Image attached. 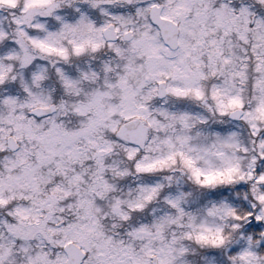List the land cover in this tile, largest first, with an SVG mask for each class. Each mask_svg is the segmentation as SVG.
I'll list each match as a JSON object with an SVG mask.
<instances>
[{
  "label": "rangeland",
  "instance_id": "obj_1",
  "mask_svg": "<svg viewBox=\"0 0 264 264\" xmlns=\"http://www.w3.org/2000/svg\"><path fill=\"white\" fill-rule=\"evenodd\" d=\"M255 2L0 0V264H66L67 242L81 264H264ZM153 4L179 25L176 49ZM110 24L116 41L103 37ZM136 117L149 125L144 149L116 137Z\"/></svg>",
  "mask_w": 264,
  "mask_h": 264
},
{
  "label": "water",
  "instance_id": "obj_2",
  "mask_svg": "<svg viewBox=\"0 0 264 264\" xmlns=\"http://www.w3.org/2000/svg\"><path fill=\"white\" fill-rule=\"evenodd\" d=\"M162 8L163 4H153L149 9V18L158 27L163 42L171 49H176L179 46V25L174 20L164 17ZM102 34L106 40H116L118 38L113 24L104 28ZM131 36L132 32L129 30L124 33L123 38L129 39ZM166 85V81L158 83V97L162 98L166 95ZM56 108V104L52 103L48 106H35L31 108L30 112L35 116H42L55 112ZM243 112V109L237 108L231 111L228 116L231 119H239ZM148 132L149 125L140 117H136L122 123L116 131V135L120 139L144 149ZM6 146L9 150L14 151L19 148V143L13 135H9L6 137ZM63 250L67 255L66 264H81L85 257V252L74 242H67ZM154 262H156V259H154Z\"/></svg>",
  "mask_w": 264,
  "mask_h": 264
},
{
  "label": "trees",
  "instance_id": "obj_3",
  "mask_svg": "<svg viewBox=\"0 0 264 264\" xmlns=\"http://www.w3.org/2000/svg\"><path fill=\"white\" fill-rule=\"evenodd\" d=\"M137 1H141V2H144V1H146V0H137ZM254 1H256L255 3H254V5L257 7L256 9H255V11H254V13L252 14V16H255V15H257V14H259L260 12H259V10H261L262 8H261V6L262 7H264L263 5H261L260 6V4H259V2L257 1V0H254ZM108 2V4L110 5V7H113V8H117V10L119 11L120 9L121 10H123V11H132L134 8H135V5L136 4H134V2H111V1H107ZM105 4H107V3H105ZM108 5V6H109ZM120 10V11H121ZM262 14H264V12H262ZM69 68V67H68ZM70 69V68H69ZM30 114V113H29ZM30 116H33V115H31L30 114ZM222 127H223V125H222ZM262 165L263 166H260V167H264V158H262ZM259 166L256 168V170H255V172L257 173V175H258V172H260L261 171V169L262 168H260ZM240 186V185H239ZM239 189H244V187H240ZM250 194H251V196L250 197H253L254 196V194H253V192H250ZM249 194V195H250ZM244 206L248 209V203L245 201L244 202ZM260 226H261V223H257V224H254V225H251V226H248V227H246L245 228V230L246 231H250V230H260L261 228H260Z\"/></svg>",
  "mask_w": 264,
  "mask_h": 264
},
{
  "label": "flooded vegetation",
  "instance_id": "obj_4",
  "mask_svg": "<svg viewBox=\"0 0 264 264\" xmlns=\"http://www.w3.org/2000/svg\"><path fill=\"white\" fill-rule=\"evenodd\" d=\"M56 107H57V105H56ZM56 110H57V108H56ZM67 256V255H66Z\"/></svg>",
  "mask_w": 264,
  "mask_h": 264
}]
</instances>
